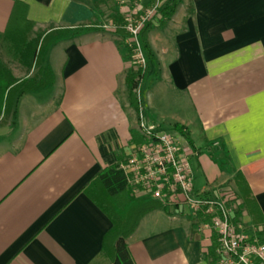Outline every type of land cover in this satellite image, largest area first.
<instances>
[{"label": "crops", "instance_id": "crops-1", "mask_svg": "<svg viewBox=\"0 0 264 264\" xmlns=\"http://www.w3.org/2000/svg\"><path fill=\"white\" fill-rule=\"evenodd\" d=\"M178 2L148 33L155 81L140 106L188 135L195 193L212 198L231 181L234 222L264 242V0ZM119 18L112 0H0V39L42 35L35 76L3 93L0 264H111L116 217L154 202H105L98 182L140 143L124 38L97 29ZM198 224L184 208L148 213L125 241L133 263L207 264L212 237Z\"/></svg>", "mask_w": 264, "mask_h": 264}, {"label": "built area", "instance_id": "built-area-1", "mask_svg": "<svg viewBox=\"0 0 264 264\" xmlns=\"http://www.w3.org/2000/svg\"><path fill=\"white\" fill-rule=\"evenodd\" d=\"M112 1L118 8L120 22L98 27L111 34L122 31L125 47L131 51V66L143 72L146 60L139 35L145 24L157 18L164 0ZM137 131L140 143L117 164L129 196L157 202L170 210L186 207L188 214L199 220L197 231L216 237L215 264H264V242L243 232L241 224L234 222L241 207L237 195L228 188H219L212 198L195 193L190 164L195 152L181 134L149 123L140 105Z\"/></svg>", "mask_w": 264, "mask_h": 264}, {"label": "trees", "instance_id": "trees-1", "mask_svg": "<svg viewBox=\"0 0 264 264\" xmlns=\"http://www.w3.org/2000/svg\"><path fill=\"white\" fill-rule=\"evenodd\" d=\"M179 5L178 0H164V3L162 4L159 14L157 15V24L161 25L166 20L170 19L177 7ZM154 28L153 21L148 22L144 25L143 29L140 32L139 35V41L141 45V49L143 51L144 57L146 62L155 63V56L149 46V43L147 42V36L151 29ZM115 35H122L124 38V33L120 30H117L116 32L112 33ZM1 37V36H0ZM35 49L30 51V60L33 61L36 59L35 56ZM131 51L128 50V58L131 61ZM7 71L4 66L2 65L0 61V112H1V105L3 103V97L6 92V100L8 98V90L11 85H13L16 81L12 79L11 77L8 78L9 81H4L1 76L2 72ZM142 75V71L135 68L133 65L131 68L127 71L125 75V88L127 93V99L129 102V106L136 112H138L139 109V101L138 98L135 95L137 85L139 83V79ZM174 130H176L187 144H190V140L188 138V135L183 132V128L179 127L178 125L174 126ZM98 182L100 183L103 193H104V201L106 202L110 200H116L124 198L128 191L126 189L123 177L121 173L117 169V165H114L112 167L105 168L98 176ZM235 185L237 187V190L244 201H247L248 198V192L246 189V186L242 179L240 177H236ZM107 202V211L113 212V207H111V204ZM248 203V202H246ZM160 208V205L155 202H140L137 204H134L130 210L127 212V218L124 222L121 223L119 220V217L117 219V222H114V228L112 234H114L115 242L113 246L112 251V262L111 264H134L131 256L128 252L127 245H126V239L132 235L142 217L147 215L148 213H151L152 211L158 210ZM106 209V208H105ZM217 240L215 236H212L211 238V246L207 249L206 253L204 254L203 258L207 262V264H215L217 261V255H216V249H217Z\"/></svg>", "mask_w": 264, "mask_h": 264}, {"label": "rangeland", "instance_id": "rangeland-1", "mask_svg": "<svg viewBox=\"0 0 264 264\" xmlns=\"http://www.w3.org/2000/svg\"><path fill=\"white\" fill-rule=\"evenodd\" d=\"M109 22H116V21L111 20L104 24H107ZM119 22H120V18L119 21L116 23ZM97 29L102 32H106L101 27H97ZM41 37H42L41 33L33 34L31 31L26 30V31L18 32V34L11 36L9 38L6 37L4 39H0V61L4 66V68L7 70L5 72L4 71L2 72L1 78L4 81H9L8 78L10 77L16 81L24 77L32 78L33 76H35L36 68H34L33 63L30 60V51L33 49L37 50L38 43ZM44 52L45 50L43 47L42 54ZM154 67H155L154 63L151 62L146 63V68L142 72V75L139 79V83L137 85L135 92V95L137 98L139 97V100L140 97L143 98V96L146 93V90L150 87L151 83L155 81ZM1 123L2 122H0V124ZM166 127L167 125H165L164 128L170 130L169 128ZM229 183H231V181H228L227 184L224 186V188H228L235 193L233 186ZM184 211L187 213L188 209L185 207Z\"/></svg>", "mask_w": 264, "mask_h": 264}]
</instances>
